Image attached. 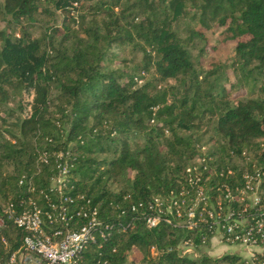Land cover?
<instances>
[{
  "label": "trees",
  "instance_id": "1",
  "mask_svg": "<svg viewBox=\"0 0 264 264\" xmlns=\"http://www.w3.org/2000/svg\"><path fill=\"white\" fill-rule=\"evenodd\" d=\"M78 2L86 0H0V264H11L27 236L7 208L21 215L35 204L46 215L66 198L72 215L96 209L114 226L88 247L83 264H127L133 250L141 264H248L231 254L182 256L178 247L188 238L197 250L207 246L200 235L167 225L149 230L132 207L187 186L186 170L204 145L216 157L212 167L235 171L212 185L236 188L245 173L264 170V81L257 89L264 0H97L75 16L68 7ZM53 9L67 15L61 26L39 19L53 18ZM191 15L200 29L183 35L178 24ZM223 28L236 42L239 85L252 86L257 98L233 103L220 83L224 65L206 70L193 60L192 46L207 52L206 33ZM127 47L142 54L141 63L118 60L114 50ZM211 126L215 144L204 143ZM235 160L242 165L231 167ZM61 165L68 175L59 191L52 180ZM77 219V228L87 222ZM255 262L264 264V255Z\"/></svg>",
  "mask_w": 264,
  "mask_h": 264
},
{
  "label": "built area",
  "instance_id": "2",
  "mask_svg": "<svg viewBox=\"0 0 264 264\" xmlns=\"http://www.w3.org/2000/svg\"><path fill=\"white\" fill-rule=\"evenodd\" d=\"M215 158L210 154V147L204 145L201 156L186 170L187 186L177 193L138 203L132 211L137 213L141 209L144 225L149 230L162 225L188 230L200 235L203 245L217 242L228 248L242 249L249 254L248 264H256L255 258L261 254L259 250L264 251V170L257 168L253 173H245L244 184L236 188L229 182L212 185L215 176L228 180L235 175L232 168L217 171L212 167ZM58 169L52 182L60 191L65 186L68 169L62 165ZM212 191L218 195L212 197ZM64 202L65 206L61 207L53 204V212L46 215L35 204L32 210H25L21 215H15L13 205L7 208L8 218L27 234L22 250L13 255L11 264L19 259L22 264H83V254L88 247L111 236L114 226L100 221L96 209L80 210L72 215L67 204L73 201L66 198ZM80 217L87 218V222L77 228ZM46 219L50 224L59 221L61 225L49 232ZM4 224L5 220L0 218V229ZM127 229L123 227L124 232ZM178 250L182 256L199 257L193 238L184 240ZM152 253L158 254L156 247L152 248Z\"/></svg>",
  "mask_w": 264,
  "mask_h": 264
},
{
  "label": "rangeland",
  "instance_id": "3",
  "mask_svg": "<svg viewBox=\"0 0 264 264\" xmlns=\"http://www.w3.org/2000/svg\"><path fill=\"white\" fill-rule=\"evenodd\" d=\"M97 0H86L84 3L83 7L87 8L90 5H93L96 3ZM83 3V2H82ZM82 3H72L68 7V10H72L73 14L75 16H78L79 14L84 12V8L82 7ZM75 9V10H74ZM55 12V16L52 18L42 16L40 17V21L42 23H51L50 25L57 24L60 25L62 24V21L66 18V13L63 9H53ZM5 27V24L0 21V30ZM179 30H184L182 32L183 35L187 33V28L186 27H191L193 29L199 30L200 26L198 25V21L192 20V15L189 16L187 19L183 18L181 19L180 23L178 24ZM186 31V32H185ZM35 35L37 37L40 36V31L37 30ZM18 37H20L18 35ZM205 38L207 40V43L205 45H208L207 52H201L202 44L198 45L197 47L192 46L191 48V53L193 60L197 63V65L203 67L206 70H209L211 68L212 63H218L221 65H224L226 74L223 79L220 80L221 85H225L227 89V96L228 99L231 100L233 103L240 101V100H247L248 98H257L259 95V92L256 90H252V86H247L245 82H242V85H239V81L242 80L240 78L241 74L237 73L234 71L233 68V59L235 57V47H236V42L228 41L225 38L224 34V28L223 29H215L211 33H206ZM204 45V46H205ZM131 47H127L126 50H121V49H115L114 52L119 55L118 60L119 61H124L126 59L129 61L130 66H134L135 64L141 63L142 60V54L139 52L131 53ZM134 52V51H133ZM217 64V65H218ZM116 68H122V64H116ZM148 77V75H146ZM258 78V84H257V89L258 87L261 86V82L264 81L262 76L257 75ZM261 81V82H260ZM168 83H165L166 85ZM163 85V84H162ZM14 104H10V107H13ZM203 130H208L204 143L207 144H215L214 140H218L217 137H215L214 129L211 126L209 127H204ZM139 143H142L141 139L137 140ZM241 162L238 160H235L232 164L231 167L234 166H241ZM197 254L200 256L206 255L210 256L213 258H222L224 255L231 254V255H238L242 257L244 260H248L249 254L246 253V251L242 249H238L235 247L228 248L225 247L224 245H219L217 242H212L211 244L207 246H202L200 247L197 251ZM261 253L260 255H264V251L259 250ZM142 261V255L138 250H134L130 252L128 256V261L127 264H141Z\"/></svg>",
  "mask_w": 264,
  "mask_h": 264
}]
</instances>
